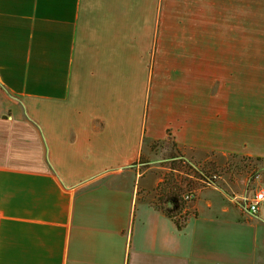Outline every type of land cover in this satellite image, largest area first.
Here are the masks:
<instances>
[{"label":"crops","instance_id":"0c3cea01","mask_svg":"<svg viewBox=\"0 0 264 264\" xmlns=\"http://www.w3.org/2000/svg\"><path fill=\"white\" fill-rule=\"evenodd\" d=\"M168 140L254 168L178 226L149 154ZM253 182L264 0H0V264H264Z\"/></svg>","mask_w":264,"mask_h":264},{"label":"rangeland","instance_id":"374dc122","mask_svg":"<svg viewBox=\"0 0 264 264\" xmlns=\"http://www.w3.org/2000/svg\"><path fill=\"white\" fill-rule=\"evenodd\" d=\"M151 149L149 154L151 153V159L157 162L155 165L160 164L164 166L162 170L163 185L166 186L175 183L180 187V198L183 209L187 212H189L188 209L195 200L194 198H196L201 187L210 183H216L225 173H243L247 170L249 173V168H254V164L249 162L246 158L241 159L229 156L224 159H217L214 155H206L204 158L199 159L193 157L190 152L179 150L172 145V141L170 140L165 143L153 142L151 144ZM172 154H174L173 158ZM178 154L182 157H175V155ZM15 162L21 164L30 163L27 159H18ZM252 173L253 171H251V177L254 175V173ZM249 182L250 181H248V184ZM161 189L159 187L155 188V193H157L158 196L161 195ZM249 193L248 190L247 194ZM186 194H192V197L189 200H185L183 197Z\"/></svg>","mask_w":264,"mask_h":264},{"label":"trees","instance_id":"16d2710c","mask_svg":"<svg viewBox=\"0 0 264 264\" xmlns=\"http://www.w3.org/2000/svg\"><path fill=\"white\" fill-rule=\"evenodd\" d=\"M158 142L159 141H157V143ZM162 142H168V141H161L160 143ZM172 145L175 146L173 142ZM173 155L174 154H172V158L174 157ZM175 157H182V156L178 154L175 155ZM163 184H164V180H162L159 184V188L160 189L162 188L161 195L158 198L159 202L161 204V207L169 212V214L175 219L177 225L179 226L186 218V212L183 211V204L180 198V187L175 183L171 185L168 184L166 186H164ZM169 203L171 205H169Z\"/></svg>","mask_w":264,"mask_h":264},{"label":"built area","instance_id":"2783aa9c","mask_svg":"<svg viewBox=\"0 0 264 264\" xmlns=\"http://www.w3.org/2000/svg\"><path fill=\"white\" fill-rule=\"evenodd\" d=\"M251 194H247L244 200L247 202L248 211L251 213H256L260 206L264 204V185L253 182L252 186H249ZM192 194L184 195L185 200H189Z\"/></svg>","mask_w":264,"mask_h":264}]
</instances>
